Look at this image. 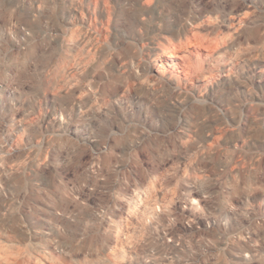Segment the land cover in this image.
<instances>
[{
    "label": "rangeland",
    "instance_id": "rangeland-1",
    "mask_svg": "<svg viewBox=\"0 0 264 264\" xmlns=\"http://www.w3.org/2000/svg\"><path fill=\"white\" fill-rule=\"evenodd\" d=\"M135 1L0 0V264H264V146L230 120L258 96L264 139V0H173L201 54L186 82L151 49L183 27L148 33Z\"/></svg>",
    "mask_w": 264,
    "mask_h": 264
},
{
    "label": "bare ground",
    "instance_id": "bare-ground-1",
    "mask_svg": "<svg viewBox=\"0 0 264 264\" xmlns=\"http://www.w3.org/2000/svg\"><path fill=\"white\" fill-rule=\"evenodd\" d=\"M147 1L148 0H136L135 3L137 5V7L139 8V11L141 12V17H142L141 21L143 22L142 24L146 27L148 33H152V32L161 30L160 29L161 21H164V22L166 21L169 28H171L172 30L173 29L175 30L176 27H178L179 25H181L183 27L182 31L178 30L177 36L175 38L173 37L174 39L169 38V39H167V42L165 41L164 43L155 42L156 40L155 41L153 40L151 43L153 45L151 49L154 51L155 54H157V56H161V54L163 55V53H164V56H167L169 59H174V58L176 59V63H173V65L171 64L170 66H172L173 70H174L172 73H174L176 75V77L178 76L177 77L178 81H179V79L182 82H186V81L191 80V79L192 80L196 79L197 81H199L200 78L198 76L194 77V75H197L196 73H198L200 71L201 54L199 52L196 53V55H194V57L196 59L193 61V54L192 53H191V55L190 54L187 55V54L183 53L184 47L187 45V43L190 40V38H188V36L186 37L185 35H187V33H189V32H193L194 28H192L191 24L189 25L188 23L186 25L181 24L180 6L178 5L177 2H173V0H163L162 3L161 2L160 3L161 4L164 3L167 7H169L168 12L165 13L163 10H161V8H163V6L161 8L159 6H156L154 9H147L145 6L147 4ZM190 15L191 16H189V17H191V18L196 17L193 14H190ZM181 32H182V34L185 33V35H184L185 39L184 40L181 36ZM246 63L248 64V66L250 68L254 69V72H251L252 74H249V77H251V79L254 83L257 80L258 76H260V74H261L260 70L264 69V52L260 53L259 55H257L253 59H248L246 61ZM229 66H232V65H229ZM229 70H230L229 73H232L233 69L230 68ZM183 74H184V79L182 77ZM181 87H183V86H181ZM256 98L260 99L258 96H256V97H253V100L251 98L252 101H249L247 99L249 102H247L245 104L243 103L244 105H243V107H241L240 116L239 115L236 116L239 113H237L236 115H235V113L231 114L230 120L234 123H239L238 133L234 132L235 134L233 133L234 136H232L233 142L235 144H239V142H242V143L244 142V143L253 144L255 146H257V145L259 146V144L262 143L260 145L264 146V139H261L260 135H251L249 137L245 136L246 134H250V132H251V131L250 132L248 131L249 122L251 120H258L259 116H261L263 114L261 109L258 107L259 104H257V102H256L257 106L255 105L254 100ZM255 101H257V100H255ZM178 103L175 102V100H174V102H172L170 105H167V109L165 110L167 118H163V125H164L166 131H173L174 133H177V134H180V133L185 134V132H183L182 129L184 127H187V124H188L187 121L185 123V120H183V119L181 120V118H179L177 122L172 120L176 116V113L179 114L178 110L185 107V106H180ZM204 118H205V121L201 122L200 125L194 127V128H196L195 132L198 135V137L200 138L201 142L207 143L208 145H215V143L219 139V134L221 136V133H219V127L218 126L224 124L226 120L228 121V119L225 120L224 115L219 114V113H215L214 111H212V113H210L206 117L204 116ZM190 125H192V124H190ZM235 130L237 131V129H235ZM258 130L260 131L259 128H258ZM177 136H179V135H177ZM255 159H256V157H255ZM257 159H258V157H257ZM256 163H257V160H256ZM253 164H254V162H253ZM231 243L242 252H250V250H251V244L249 241L248 242H246V241L241 242L239 240H231ZM227 244L228 243L226 242V245Z\"/></svg>",
    "mask_w": 264,
    "mask_h": 264
}]
</instances>
